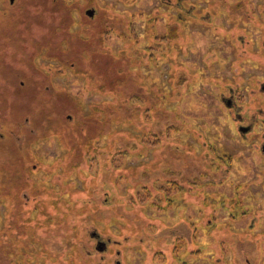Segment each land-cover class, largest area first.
Here are the masks:
<instances>
[{
	"label": "rangeland",
	"instance_id": "rangeland-1",
	"mask_svg": "<svg viewBox=\"0 0 264 264\" xmlns=\"http://www.w3.org/2000/svg\"><path fill=\"white\" fill-rule=\"evenodd\" d=\"M92 1V6L84 9V13L94 9L92 16L87 15L90 19L100 14V8L111 17L99 23L113 27L104 37V45L113 55L126 46L123 37L128 36L131 27L132 37L139 34V46L146 42L142 33L159 38L167 33L163 48L151 41L154 49L145 53L142 63L131 56L127 62L129 70L139 73L143 98L148 90L155 97L168 95L158 107L164 108L169 118L163 126L152 125L154 130L144 132L142 141L139 136L135 141L127 130H108L105 136L101 133L95 140L99 146L107 137L114 140L115 135L126 137L127 145L136 142V148L115 155L109 163L110 156L104 159L92 151L82 164L79 156L72 168L66 148L54 135L55 129H60L58 120L63 115L62 106L68 103L67 94L75 97L74 104H80L84 115L111 96L90 89L86 78L56 62L51 54L46 58L42 53L35 59L39 71L34 75L25 66L28 59L18 65L24 57L21 53L17 63L10 60L12 52L22 48L20 36L9 32L0 35V100L4 99L0 107L5 100L12 104L5 110L0 108V264H79L81 261L67 258L69 247L61 245L63 234L70 231L62 228L54 235L47 231L46 226H53L56 215L88 230L93 228L91 224L104 235L116 236L124 231L128 241L122 245L128 246L124 248L123 264H161L159 255L153 259L152 250H139V245L145 244L165 253L174 245L177 258L187 259L189 264H239V257L246 263L252 255L256 264H264V162L257 150L264 144V0L243 2L246 11L242 14L247 18L232 19L220 11L211 20H206L209 13L198 15L201 7L211 5V0H182L195 13V20L183 24H167L177 16L178 9H168L162 0ZM38 2L45 6V0ZM6 3L0 0V32L9 22L2 13ZM29 9L32 16L37 14ZM46 22L40 28L29 20L26 30L31 27L36 39L45 33L47 44L52 46L59 38L51 39L47 25L56 22ZM173 24L180 28L175 31ZM98 36L103 37V31ZM25 43V51L30 50L29 43ZM69 59L72 63L83 60L75 51ZM20 68L29 72V78L24 76L29 83L22 89L15 87V74ZM168 70L174 72L172 79L178 73L184 78L181 88L174 87L175 80L168 81ZM230 91L241 108L242 119L259 121L243 137L236 131L224 102ZM22 118L30 119L23 139L6 137L5 128L17 127ZM43 120L45 123H41ZM46 120L51 122L47 124ZM154 134L163 137L159 146ZM140 141L143 146L138 144ZM185 170L199 180L190 185L184 181L182 203L175 201L168 206L162 196L175 197L177 192L176 186L168 182L178 179V174L186 176ZM21 189L31 199L22 207L28 211L14 217L9 211L20 204L17 193ZM163 189L165 194L161 193ZM150 194L153 196L148 198ZM148 201L159 205L143 206ZM35 222L36 229H27ZM24 241L33 245H22ZM43 243L55 246L61 253L59 257L52 252L43 257L46 247H51ZM184 245H188L189 254ZM169 259V264H184L181 259Z\"/></svg>",
	"mask_w": 264,
	"mask_h": 264
},
{
	"label": "trees",
	"instance_id": "trees-1",
	"mask_svg": "<svg viewBox=\"0 0 264 264\" xmlns=\"http://www.w3.org/2000/svg\"><path fill=\"white\" fill-rule=\"evenodd\" d=\"M244 1L245 0H211V5L201 7V11H198L199 14H196L201 17L202 15L206 16V13H209V17L206 20H211L212 17L220 11H223L232 19H239L241 17L247 18V15L242 14V11L245 10L243 7ZM6 2L5 9H3L4 11L2 10V13L5 15V19L9 22H7V25L4 24L6 26L3 29L4 31L0 32V35L4 37L6 32L12 33L13 35L17 34V36H20L19 41H21L22 47L16 50L14 49L15 51L12 52L14 55L11 54L9 56L13 63H17V55L21 53L24 57H22V60L19 59L18 65L20 63L24 64L23 60L28 59L25 66L35 75L36 72L39 71V69L35 68V59L41 56L42 53H45L46 58L51 54L52 57L56 59H54L56 62L58 61L59 64H64L75 74L86 78L87 82L89 81L91 84L90 89H96L101 91L103 95L111 96L110 100L106 99L101 103L94 105L93 109L91 108L90 113L84 115L80 111V104H74L75 97L67 94V97L69 98L68 103L62 106L61 112L63 115L58 120L60 129H55L56 134L54 135L66 148V157H68V161L71 165L70 167L74 168L72 163L78 160L77 158H79V156L81 157L79 158L80 164H82L86 156H92V151L98 153L104 157V159H107L108 156H110L107 161L109 163L111 162V158L114 159L115 155L127 153L125 150L128 148H136V142L130 143L131 145L128 143L127 145L126 137L117 138L115 135L113 136L114 140L110 141L111 137L106 136V142L102 146L97 145L95 143L96 138L106 133L108 130H127L132 134L131 138H135V141L138 136L141 137L140 140L142 141L145 134L144 132H152L155 127L159 125L163 126L162 123L166 122L170 114L167 115L165 109H160L158 105L161 106V103L165 100L164 98H167L168 95L162 94L160 97L158 95L155 97V94L148 90L149 93H147L146 99L143 98L140 90V87L142 86H139L138 83L139 73L138 71L134 72L128 69L127 60L128 57L131 56L134 61L138 59L142 63L145 53L148 50L154 49L150 42L152 41L153 43L161 44V47L163 48L164 39L167 37V33L161 34L160 38L156 34L152 37L142 33L146 42L144 46H139V44H137L139 41V34L137 33L135 37H132L131 27L130 31H128V36L123 37L124 34H118L119 37L122 36L124 38L126 46H124L118 54L113 55L108 46L104 45V37L106 34L110 33V30H112L113 27L107 28L105 27V24L99 23L100 19H102L103 22V18L107 17V19H109L111 17L106 16L107 12L104 8H100V14H98V16L96 14V16L91 19L88 17L89 15L87 16V14L84 13L86 7L92 6V0H45V6L39 3L38 0H13L11 3L9 0H6ZM187 4L190 5V2ZM185 6L186 5L182 4L180 6L181 8H177V16L173 17L171 15L172 18L167 20V24H169L170 21L183 24L188 19H194V9ZM167 7L170 9L172 5ZM29 8L35 9L37 14L32 16ZM47 19H50V23L52 24H54V21L56 22L54 25H47V28L49 29L48 34L51 36V39H55V36H58L59 38L57 40L55 39V45L52 46L47 44L49 42V37H47L45 33H42L39 36V40L32 37V34H36V32H34V30L31 32V27L26 30L27 26L30 24L29 20L31 22L34 21V24L43 28L45 23H47ZM75 25L77 26L76 29H72V26ZM171 27L172 29H175V31L180 28L176 24H173ZM101 31H103V37L98 36ZM97 32L98 34L95 36L94 33ZM23 42L24 44H26L25 42L29 43L27 46L30 47V50L25 51L26 48H24L25 46L22 44ZM51 44H54V42H51ZM261 48L264 52V46H261ZM44 50L45 52H43ZM74 51L77 54V58H82V61L72 63L69 56L70 53ZM255 60L262 63L259 59ZM89 70L91 72L96 70V72L94 74L89 73ZM56 71L58 70L56 69ZM28 73L29 72H26L24 68H20L16 72V88L22 89L28 85L29 79L28 81L24 80L25 75L29 78ZM168 74V81L172 83V81L175 80L172 83L174 87L177 89L181 88L184 78H181L178 73L175 79H172V76H174L172 74H174V72L170 73L169 70ZM0 102L2 104L4 99H1ZM9 105L12 104H9L5 100V103L0 108L5 110ZM1 113H3V110L0 114ZM28 121H30L29 118H22L17 127L12 128L7 126L5 128L6 137H14L17 141L18 139H23V133L25 132V129H28L26 128ZM46 121L47 124L51 122L50 120ZM41 123H45V120ZM112 124H117L118 126L112 127ZM168 128L170 127H164L163 129L168 130ZM16 131H18L20 135L17 134L18 132L16 133ZM154 136H156L158 142L157 146H159V141H162L163 137L158 134H154ZM108 140L110 141L109 144ZM141 141L138 144L142 145ZM108 146H112V148L110 147L111 150H109ZM116 148H119L117 149L118 151L115 150ZM74 156H76V159H74ZM81 168L80 170L83 172ZM98 175L99 172L93 176L96 178L99 177ZM173 179L175 178L170 179L168 183L176 186L177 192L175 197H172L169 194H166L168 195L167 197L162 196L168 206L172 205L175 201H180V203H182L183 195L186 194L184 179ZM163 190L161 193L165 194L166 191ZM152 196L153 195L150 194L148 198H151ZM156 204L158 203L148 201L143 206ZM205 225L209 226V224ZM179 240H182V238H179ZM178 256L179 255H177V257Z\"/></svg>",
	"mask_w": 264,
	"mask_h": 264
},
{
	"label": "flooded vegetation",
	"instance_id": "flooded-vegetation-1",
	"mask_svg": "<svg viewBox=\"0 0 264 264\" xmlns=\"http://www.w3.org/2000/svg\"><path fill=\"white\" fill-rule=\"evenodd\" d=\"M161 2H163L162 4L165 6H174L176 8H181L180 6L183 4L182 0H162ZM181 4V5H180ZM90 9V8H88ZM247 49H249L247 47ZM262 92L264 91V85L261 87ZM222 98V95L220 96ZM225 105L228 109L229 114H231L232 119L234 121V127L236 129V131L243 137L244 134L246 136L247 133L251 132V130L254 128L255 124L259 121H256L255 118H249L248 121H245V119H242V115L240 114V106L238 105V102L235 100L234 97V93L232 91L229 92V95L226 97L225 99ZM249 116V115H248ZM237 117L240 118V120L237 119ZM243 134V135H242ZM258 152L261 154L263 162H264V144L263 146L261 145V147L259 146L257 148ZM186 176L181 177L180 174H178V177L180 179H184V181L190 185L193 183V181H197L199 180V178H197V176H195V174H193L190 170L187 173V171L185 170ZM176 174V175H177ZM188 187V186H187ZM22 190V189H21ZM19 191V193H17V198L20 200V204L17 206H11L12 207V212L14 214V217L16 214L21 215L22 212L20 213V211H28L27 208H22L24 203H27L29 200L31 199L30 194H28L27 192ZM28 200V201H27ZM12 204V203H11ZM69 214V212H68ZM56 216L58 217V219L56 218ZM55 216V221L54 224H52L53 226H46L48 229L47 231L51 233V235H54L55 232H57V234L59 233L58 231L62 228L68 229L70 232H68L67 234H63V241L61 245H66L69 247V249L67 250V258H72L73 260H77L81 261L79 264H123V257H124V248L128 245H122L123 242L128 241L124 236L126 234H124V231H122L120 233V235H112L110 233H105V235L97 230V228L95 226H92L91 224H89V226L92 228L91 230L85 229L86 226H82L80 225V223L77 222L76 225H71V223H67L65 220L64 216ZM60 218L62 219V221H60ZM252 226L254 225V221L251 223ZM49 225V224H48ZM38 226V222H35L34 225L32 224V226H27V229L32 230V229H36V227ZM44 226V225H43ZM20 228V227H19ZM21 229V228H20ZM142 241V239L139 240V242ZM25 242V241H24ZM23 242V243H24ZM22 245H33L29 242H25ZM43 245H50L52 249L47 248L46 247V252H44L42 255L43 257H47L49 256V253L52 252L51 255H56L57 257H59V255L61 254L59 250L55 249V246H53L50 243H43ZM133 247L135 245H132ZM140 249L139 250H146L147 253L152 250L151 255L153 257V259L159 255L158 258H160V260L162 261L161 264H169L167 262H170L171 259H168V257L171 256V258L173 257L175 260L177 259H181L182 258H177L175 249L176 246H172L171 248H169V252L165 253L164 251H160L159 248H156L153 245H139ZM63 247V246H58ZM64 248V247H63ZM62 248V249H63ZM185 248V253L189 254L190 252L188 251V245H184ZM69 251V252H68ZM71 251V252H70ZM73 252V253H72ZM42 253V252H41ZM45 254V256H44ZM221 258H217L216 261ZM174 260V261H175ZM239 264H256V257L252 255V257L249 256V258L247 259L246 263H244V259L241 260V258L239 257ZM160 261V262H161ZM184 262V264H189V262L187 261V259L182 260Z\"/></svg>",
	"mask_w": 264,
	"mask_h": 264
},
{
	"label": "water",
	"instance_id": "water-1",
	"mask_svg": "<svg viewBox=\"0 0 264 264\" xmlns=\"http://www.w3.org/2000/svg\"><path fill=\"white\" fill-rule=\"evenodd\" d=\"M13 0H10V2H12ZM85 13L89 16H92L94 14V9L90 8V9H86Z\"/></svg>",
	"mask_w": 264,
	"mask_h": 264
}]
</instances>
